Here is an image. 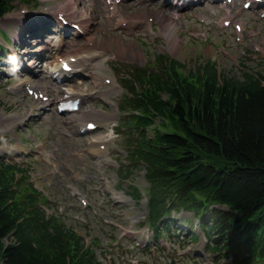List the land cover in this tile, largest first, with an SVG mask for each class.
I'll use <instances>...</instances> for the list:
<instances>
[{
	"label": "rangeland",
	"instance_id": "obj_1",
	"mask_svg": "<svg viewBox=\"0 0 264 264\" xmlns=\"http://www.w3.org/2000/svg\"><path fill=\"white\" fill-rule=\"evenodd\" d=\"M137 2L126 0L120 3L116 17L122 12L139 16L144 12L151 14L152 11H161L151 3L136 4ZM20 8H28L30 11L24 15L19 11ZM194 8L193 6L182 10L183 17L179 20L183 25L173 29L178 37L173 36L168 41L161 33V23L156 18L144 25L147 30L153 25L158 33L154 39H151V34L145 35L141 29L130 32L121 27L115 28V18L111 20L106 18L104 5H101L100 2L94 3V0H75V4L70 3L69 0H38L33 5H17L11 12L13 19L7 20L0 17V42L7 38V34L4 35L2 28L9 29L10 37L15 40L10 43L12 52L9 48L0 49L1 57L8 59L11 64H16V55L22 53L19 46L21 33L18 31L21 23L30 18L38 19L51 16L61 10L79 19L85 17L82 13L83 10L88 13L89 19H91L90 25L88 20L84 19L88 23L87 35L71 39L65 49L66 52H76L75 55L78 54L83 61L88 53L94 55L91 47L93 40L90 39L96 34H100L110 41L125 40L129 45V50L124 56L116 55L113 50L95 52L92 63L96 66L97 72L94 74L89 72L87 77L81 78V87L84 88L85 95L89 97L85 108L92 104L109 116L111 115L110 118L100 119L101 126L94 134L82 136L75 132L72 138L69 136L67 132L69 125L66 123L68 115L54 111L55 89L52 86L54 82L50 77L45 78V75L49 74L48 68L42 62L41 67L45 69L41 72L42 75H38L36 71L41 68L37 67L32 70V65H37L38 62H35L36 58L29 61L34 54H29L28 50H26V60L23 59L24 65H30L28 71L25 74L3 77L0 83V133L2 139L0 157L6 153L10 158L27 161L31 165V180L51 199V211L55 209L67 226L74 227L85 239L86 244L94 247L97 257L103 264L231 263L229 256L218 262L220 257L215 260V254L212 256L204 251L206 237L195 218H192L193 229L200 236L197 242H189L186 239L172 244L169 239L161 238L160 241L165 248L153 247V245L151 249L145 248V243L153 242L150 237L151 230L145 225V199L141 198L135 201L128 195L131 200L128 196L125 200L126 195H122V193L128 194V185L131 182L139 187L141 193H144L148 182L144 176L143 164L136 163L131 178L120 181L118 177L121 163H130L125 159L128 151L127 145L129 140H134L136 136L130 134L125 126H119L123 118L119 106L126 91L121 77L129 68L145 67L148 64H151L147 66L149 69L153 68L155 67L153 61L157 53L166 52L186 62L187 68L206 61H216L224 76L242 78L245 72L264 73V20H253L248 23L247 32L241 35V40H238L234 27L232 25L226 28L222 27L223 25L219 23L218 19L211 18V24L207 26L200 24L194 19V16L199 13L194 11ZM167 12L170 15L174 14L171 7L167 9ZM243 12L240 11L239 15H242ZM214 21L217 22L216 26H214L216 23ZM193 30L194 32L199 31L203 35L196 39L191 35ZM202 31L205 32L202 33ZM178 38L180 39L178 45L180 48L173 54L169 45ZM88 47L91 49L89 50ZM112 47L114 50L118 49L116 44H113ZM41 48L42 46H39V49ZM30 49L33 48L30 47ZM139 51L142 55L139 54ZM42 52L48 56L47 51ZM3 63L5 62L0 59V68ZM4 68L7 72L10 71L7 69L8 67L3 66ZM105 76L112 77L114 82L108 85L102 84V77ZM29 78L35 79L49 89L52 104L46 102L42 106L44 102L41 99H33L31 95L27 94V90L23 86ZM95 81L100 83L99 87L104 91L102 94H92L90 97V94L87 93H91L95 89ZM77 84L78 82H73V85ZM19 85L21 87L17 88L16 86ZM14 87L16 88L14 89ZM42 107L51 108L52 115L46 113ZM15 113L20 114L22 119L12 121L11 127L5 126L7 119L4 115ZM106 122L108 125H105ZM78 123L74 121V130H77ZM29 134L30 137H28ZM101 135L109 136V148L106 153V157L109 159L108 163L99 161L97 157L93 158L86 153L83 155L74 153L75 150L81 151L85 148L87 141ZM150 136H152V132L149 133L148 137ZM41 140L45 142V147L53 152L52 159L56 163L55 167L49 164L50 161L39 156L37 150H41L40 147H34ZM18 143H23L24 151L17 152L16 144ZM31 146L35 149L33 154L30 153ZM54 146L56 147L54 148ZM26 148L29 154H26ZM72 186L77 187L78 191L87 198L89 205H84L77 196L72 194ZM116 195H121V197L117 198ZM181 215L190 217L192 213L181 212Z\"/></svg>",
	"mask_w": 264,
	"mask_h": 264
},
{
	"label": "trees",
	"instance_id": "obj_2",
	"mask_svg": "<svg viewBox=\"0 0 264 264\" xmlns=\"http://www.w3.org/2000/svg\"><path fill=\"white\" fill-rule=\"evenodd\" d=\"M13 1L0 0V15ZM166 71L143 77L146 86L125 107L138 111L130 122L143 138L132 156L145 164L150 217L181 208L212 214L213 249L241 263L264 261V75L222 77L212 63ZM18 171L0 162V264H101L59 216H46Z\"/></svg>",
	"mask_w": 264,
	"mask_h": 264
},
{
	"label": "bare ground",
	"instance_id": "obj_3",
	"mask_svg": "<svg viewBox=\"0 0 264 264\" xmlns=\"http://www.w3.org/2000/svg\"><path fill=\"white\" fill-rule=\"evenodd\" d=\"M70 2L71 3H74V0H70ZM229 17H230V15H229ZM123 19V18H122ZM140 19V18H139ZM139 19L137 20V21H139ZM120 21H121V19H120ZM123 21V20H122ZM169 35V34H168ZM61 40V39H60ZM60 40H58V42H57V46H54V47H51V45H50V51H51V53H54L55 54V56L57 55V54H59L62 50H63V48L62 47H60V45H59V41ZM96 40L98 41L97 42V45H102V44H106L105 43V41L103 40V38L101 37V36H97L96 37ZM107 49H112V48H110L108 45H107ZM119 50L120 51H125L126 50V48H125V46L124 45H120L119 46ZM97 86H98V84H97ZM74 92V90H68V91H66V94L67 95H71L72 93ZM79 96H81L80 94H78ZM68 97H70V96H68ZM85 100H86V97H83ZM87 115V117H91V116H97V117H99V118H108L109 117V115L108 114H105V113H103V112H99L98 110H96L92 105H89V108L88 109H80L79 111H78V113L77 114H73V118H76L78 121H80V123H82V122H84L85 120L86 121H88V120H91V119H86L85 117H86V115ZM17 117L18 115H6V116H4L6 119H11V118H13V117ZM97 121H99V119H97ZM70 122H71V119H67V123L68 124H70ZM97 123V122H96ZM105 125H108V123L106 122L105 123ZM72 130H73V128H72V126H69V129H68V131L69 132H72ZM94 131V130H93ZM104 138H106V136H98V137H96V138H94L91 142H90V144H89V146H88V151L92 154V155H97V156H100V155H105L106 154V151L105 150H101V149H99V148H96L95 146L97 145V143H98V141L99 140H101V139H104ZM45 156H49V154L48 153H45ZM105 161H108V159H105Z\"/></svg>",
	"mask_w": 264,
	"mask_h": 264
}]
</instances>
